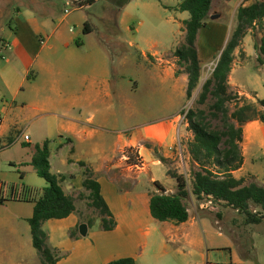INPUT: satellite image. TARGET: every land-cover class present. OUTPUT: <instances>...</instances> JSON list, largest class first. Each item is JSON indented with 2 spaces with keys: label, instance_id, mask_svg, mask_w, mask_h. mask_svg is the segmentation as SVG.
Returning <instances> with one entry per match:
<instances>
[{
  "label": "crops",
  "instance_id": "crops-1",
  "mask_svg": "<svg viewBox=\"0 0 264 264\" xmlns=\"http://www.w3.org/2000/svg\"><path fill=\"white\" fill-rule=\"evenodd\" d=\"M15 1L18 5L7 26H0V92L10 98L0 108V145H5L2 138L12 128L26 120L20 119L24 112L45 115L44 126L29 119L28 127L38 133L42 145L48 141L50 172L59 178L75 205L69 216L42 223L47 243L58 256L54 264H107L126 257L136 264H264V217L259 223L245 224L236 210L194 197L185 222L158 221L151 216L150 193L159 180L144 152L159 159L154 147L158 146V151L163 148L155 138L126 134L127 129L118 128L129 122L131 113L121 94L117 107L114 95L118 92L110 87V57L101 43L91 38L95 26L91 11L114 0H96L85 6L80 0ZM181 1L128 0L119 9L113 45L123 51L134 49L148 76L157 83L171 84L173 92L181 89L186 98L187 74L176 75L173 60L165 58L175 51L185 33L183 22L189 13L175 10ZM231 1L235 0H212L209 17L214 14L221 19L223 7ZM136 17H141L138 26L133 22ZM218 19L210 20L199 31V56L198 45L205 46L204 38L224 41L227 27ZM85 22L89 33L83 30ZM208 27L213 38L208 37ZM4 48L6 56L1 54ZM32 67L38 69L36 73ZM232 72L229 84L235 86ZM258 122L243 127L248 142L240 143L243 163L234 175L264 186V126ZM172 127L176 128L175 123ZM28 137L26 144L32 140ZM177 143L172 136L169 149ZM127 148L134 149L141 164L126 162ZM33 156L18 164L10 159L3 163L16 168L20 185L41 192L46 181L27 182L28 174L36 173L29 164ZM185 157L189 163L188 154ZM81 162L100 184L101 195L116 221L111 230L102 229L98 211L90 206ZM22 163L28 168L25 172H21L24 166L19 168ZM168 185L176 190V182ZM252 208L262 211L258 206ZM33 210L34 202L28 200L7 199L0 204V264H42L28 222ZM82 224L86 225L85 235L80 233Z\"/></svg>",
  "mask_w": 264,
  "mask_h": 264
},
{
  "label": "trees",
  "instance_id": "trees-1",
  "mask_svg": "<svg viewBox=\"0 0 264 264\" xmlns=\"http://www.w3.org/2000/svg\"><path fill=\"white\" fill-rule=\"evenodd\" d=\"M96 0H80L81 5H90ZM128 0L122 2L127 3ZM212 0H182L175 10L187 11L189 18L184 24V40L175 49L177 63L187 74L186 98L192 97L202 75V61L197 49L199 31L207 24ZM85 33H89L88 23H84ZM261 31L255 45L258 59L264 62V0L249 5H240L236 13V26L230 39L224 46L216 65L201 86L197 103L205 104L209 97L213 99L210 111L188 109L185 113L186 123L192 136L186 143L189 167L184 173L171 169L168 175L176 182L175 192H167L165 187L155 181L154 191L150 193L149 210L158 221L185 222L188 217V201L194 197L197 201L211 202L230 207L243 215L245 224L259 223L264 217V186L245 177H236L234 171L243 163L240 143L243 141V126L259 120L264 124V98L257 102L248 100L231 90L229 75L232 70L234 52L248 31ZM77 44L80 45L79 41ZM181 71L177 70L176 73ZM234 102L233 109L230 103ZM212 118H219L222 128L212 125ZM12 141H8L10 144ZM1 148V145H0ZM36 153L29 164L43 178L47 185L40 191L28 188L24 196L10 195L7 199L28 200L34 202L33 215L28 219L32 243L37 250L42 264H54L58 256L47 243V234L42 223L48 219H61L75 211L74 199L66 194L59 178L50 172L48 141L36 147ZM126 162L130 165L140 163L138 154L132 148L124 151ZM159 159L165 162L164 157ZM25 163L19 165L24 166ZM84 170L83 187L89 191L90 206L101 217V227L111 230L116 226L112 212L100 192V184L94 172L81 162ZM18 168V170H20ZM20 172V171H19ZM15 185L10 186L12 189ZM14 191V190H13ZM7 199L0 198V204ZM258 206L262 211H254ZM107 264H136L131 257L112 260Z\"/></svg>",
  "mask_w": 264,
  "mask_h": 264
},
{
  "label": "rangeland",
  "instance_id": "rangeland-1",
  "mask_svg": "<svg viewBox=\"0 0 264 264\" xmlns=\"http://www.w3.org/2000/svg\"><path fill=\"white\" fill-rule=\"evenodd\" d=\"M125 0H114L112 4H99L95 9L91 11L94 15L95 26L94 33L91 38L95 41H99L102 48L106 49L109 59L110 67V87L112 91L117 90L118 94L114 95L119 106L120 98L123 102H127L129 107L131 118L127 124H122L118 128L127 129L126 134L130 133L134 136H144L147 138H155L161 143L164 151L169 150L168 154H165L161 147L160 151L158 146L154 147L156 156L164 157L165 163L158 158H150L145 153L149 160V166L154 177L157 178L167 189L174 190V186L168 185L174 183V179L167 176L168 167L178 173H182L184 169L188 170V160L186 156V143L190 139L191 132L186 124L185 113L188 109H204L207 112L210 111V105L213 103V99L209 97L205 104L197 103L201 86L204 81L211 76V73L216 65L218 56L230 39L231 34L236 26V13L238 6L244 4L249 5L251 3L260 0H235L231 1L228 6L223 7V16L218 19L208 18L207 23L210 20L218 19V23H222L226 28L224 41L214 38L212 42L206 41L204 38L205 46H200V58L202 61V75L199 83L193 91L190 99L185 98L182 94V90L173 92L171 84L167 82L164 84L157 83L155 79L147 75L145 72V63L141 60L139 53L134 49L121 50L113 45L114 37L118 32L117 18L119 9L123 6L122 2ZM18 4L15 0H0V26H7L10 16L15 12V8ZM218 7V6H217ZM107 9V13L105 12ZM169 15V14H168ZM214 15V14H212ZM167 16V15H166ZM135 26L141 22V17L133 18ZM93 25V24H92ZM225 29V28H224ZM206 30V29H205ZM203 30V31H205ZM208 37L211 35L213 38L214 33L210 31L208 27ZM185 35V33H184ZM180 41V43L184 40ZM261 36V31H248L245 37L241 40L240 45L234 52V60L232 64V77L231 81L236 85H231V90L239 95V97H246L248 100L257 102V99L264 97V62L258 59V52L255 48ZM104 49V50H105ZM1 54L5 56L8 52L2 49ZM126 57V59H124ZM168 60H173L175 73L177 70L181 71L176 75L181 74L184 69L177 63V57L174 52L165 56ZM3 64L2 57L0 56V65ZM38 69L32 67L33 73H36ZM185 93V91H184ZM122 95L118 99V95ZM10 98L6 94L0 92V108L2 102H5ZM230 108L233 109L234 102H231ZM184 117V118H183ZM20 119H26L21 121L17 126L12 128V131L8 133L7 137L2 138L5 145L0 148V181L4 182L6 186H10L12 181L16 182L18 187H21L18 174H16V168H9L7 164L3 162L7 159L15 160L14 164H18L23 160L31 158L33 152L36 153V143L38 146H42L41 139H38V133L32 131V127H28V120L32 119L35 123H42L44 126L45 115L34 112H24ZM175 123L176 128H169V126ZM260 125L264 124L258 122ZM248 123L243 127L245 128ZM7 125V122L4 123ZM212 125L215 128H222V122L219 118H212ZM28 135L32 137L29 144L24 141V136ZM177 138L178 143L169 149V141L171 137ZM12 141L10 144L8 141ZM243 140L248 142V139L243 136ZM147 144V143H145ZM149 146V144H147ZM153 147V145H152ZM157 152V153H156ZM258 155V154H257ZM26 166L21 167V172L27 171ZM39 180L45 181L40 178L36 173L28 174L27 182L30 184H36ZM158 181V182H159ZM159 182V183H160ZM8 184V185H7ZM175 191V190H174ZM170 193V191H167ZM204 203V201H201ZM188 206L191 207L192 203L188 201Z\"/></svg>",
  "mask_w": 264,
  "mask_h": 264
},
{
  "label": "built area",
  "instance_id": "built-area-1",
  "mask_svg": "<svg viewBox=\"0 0 264 264\" xmlns=\"http://www.w3.org/2000/svg\"><path fill=\"white\" fill-rule=\"evenodd\" d=\"M67 11H68V9H66V12ZM24 139L27 141V140H29V137L27 135H25ZM139 164H141V161H140ZM139 164H137V165H139ZM28 191H29L28 188L24 189V188H21V187H18V186H14L13 189H12L10 186H6L5 183L0 181V198L1 199L10 198V195H13V196L14 195L18 196L19 195V196L26 197L27 194H28ZM14 198L16 199L17 197H14Z\"/></svg>",
  "mask_w": 264,
  "mask_h": 264
},
{
  "label": "water",
  "instance_id": "water-1",
  "mask_svg": "<svg viewBox=\"0 0 264 264\" xmlns=\"http://www.w3.org/2000/svg\"><path fill=\"white\" fill-rule=\"evenodd\" d=\"M217 15H211V18H215ZM224 48V47H223ZM223 50V49H222ZM222 52V51H221ZM221 52H220V54H221ZM220 54H219V56H220ZM219 56H218V58H219ZM79 229H80V233L82 234V235H85V233H86V225L85 224H82V225H80V227H79Z\"/></svg>",
  "mask_w": 264,
  "mask_h": 264
}]
</instances>
